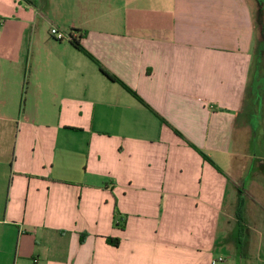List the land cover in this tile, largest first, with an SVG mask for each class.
Listing matches in <instances>:
<instances>
[{"label":"crops","instance_id":"crops-1","mask_svg":"<svg viewBox=\"0 0 264 264\" xmlns=\"http://www.w3.org/2000/svg\"><path fill=\"white\" fill-rule=\"evenodd\" d=\"M52 1L0 0V264H264L252 0Z\"/></svg>","mask_w":264,"mask_h":264},{"label":"rangeland","instance_id":"rangeland-1","mask_svg":"<svg viewBox=\"0 0 264 264\" xmlns=\"http://www.w3.org/2000/svg\"><path fill=\"white\" fill-rule=\"evenodd\" d=\"M264 3V0H259ZM253 7L255 10V17L257 15L256 0H252ZM71 4V0H54L52 5L68 6ZM260 21V17L258 16ZM257 48H255L256 53ZM251 92L250 98L247 103V109L250 115L253 116V133H254V144L252 145L253 161L252 168L250 165V171L258 170L264 172V58L259 55L255 56L253 73L251 79ZM1 103L4 102L0 99ZM256 264V262H255Z\"/></svg>","mask_w":264,"mask_h":264},{"label":"trees","instance_id":"trees-1","mask_svg":"<svg viewBox=\"0 0 264 264\" xmlns=\"http://www.w3.org/2000/svg\"><path fill=\"white\" fill-rule=\"evenodd\" d=\"M22 3L27 4L30 7H36L37 2L36 0H20ZM256 7H257V15L255 17V23H256V55L260 56L261 58H264V3H262L259 0H256ZM258 16L260 17V21L258 20ZM2 21H6V19L1 18ZM71 44L80 52H82L85 56H87L90 60H92L97 67L99 68V71L103 76H105L108 80L112 82L119 83L126 91H128L132 96H134L136 99H138L144 106L147 108H150L149 105H147L140 97L137 95L133 90H131L129 87H127L122 81H120L117 77L109 73L100 63L98 60H96L87 50L80 44L79 39H70ZM162 122H165L160 116H158ZM176 134L179 135L181 138H184L181 133L176 131ZM192 148H194L205 160L211 162V160L206 156V154L201 151L200 149L196 148L192 144H190ZM212 163V162H211ZM242 195V193H241ZM243 196L240 199L238 209L236 212L237 219L239 221V229L242 231V228L244 227V202H243ZM81 242H84V238H81ZM107 242L115 247L119 245V240H114L111 238L107 239Z\"/></svg>","mask_w":264,"mask_h":264},{"label":"built area","instance_id":"built-area-1","mask_svg":"<svg viewBox=\"0 0 264 264\" xmlns=\"http://www.w3.org/2000/svg\"><path fill=\"white\" fill-rule=\"evenodd\" d=\"M51 34H52V36H54L59 41H62L63 39H65V36L63 34L59 33L56 29H53L51 31ZM217 263H218V261H214L212 264H217Z\"/></svg>","mask_w":264,"mask_h":264}]
</instances>
